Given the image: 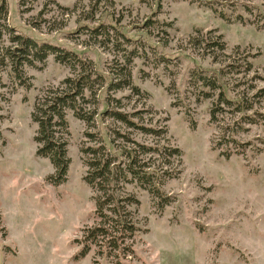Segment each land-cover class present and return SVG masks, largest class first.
<instances>
[{"label": "rangeland", "instance_id": "obj_1", "mask_svg": "<svg viewBox=\"0 0 264 264\" xmlns=\"http://www.w3.org/2000/svg\"><path fill=\"white\" fill-rule=\"evenodd\" d=\"M6 2L8 25L91 58L100 71L109 65L119 69L122 60L94 39L73 34L80 26L112 23L139 40L146 57L134 59L129 69L133 84L144 92L132 95L127 109L148 110L145 123L166 125L170 143L183 156L179 176L162 190L169 205L160 207V199L139 186L127 188L124 195H135L141 204L129 208L139 231L125 243V255L112 249L98 253L105 247L89 250L84 229L99 220L96 193L83 179L81 149L88 143L87 132L106 134L111 122L104 124L99 117L90 127L69 115L72 163L66 183L53 185L54 168L37 155L32 110L41 91L58 85L70 70L51 56L41 69L29 70L32 88L15 91L6 79L0 214L7 237L0 246V264H264V98L258 97L264 89V0ZM41 11L47 12L42 16ZM151 20L170 26L146 27ZM220 34L224 52L207 44ZM249 62L251 72H235L234 67L244 69ZM199 70L220 73L229 97L252 109L236 112L225 103L216 105L220 90L204 100L191 79ZM128 94L120 91L116 97ZM105 96L106 88L100 93L101 112ZM137 139L154 141L142 135Z\"/></svg>", "mask_w": 264, "mask_h": 264}, {"label": "trees", "instance_id": "obj_2", "mask_svg": "<svg viewBox=\"0 0 264 264\" xmlns=\"http://www.w3.org/2000/svg\"><path fill=\"white\" fill-rule=\"evenodd\" d=\"M25 1L28 0H19V4L22 6ZM102 1L105 0H95V4L99 5ZM59 7L69 12L67 7ZM46 12L41 11V15L44 16ZM7 15V2L0 0V125L6 119L5 103L9 100L6 79L15 91L32 88L34 78L29 75V70L41 69L51 56L57 64L70 70V75L58 85L45 88L36 97L32 121L37 127L34 135L37 155L48 159L55 170V174L49 177L50 183L62 185L67 181L72 163L68 149L71 132L69 115L90 127L95 126L99 117L104 124L108 120L111 122V125L107 124L106 134L100 131L87 132L88 143L81 149L86 167L83 179L96 193L95 214L99 220L97 225L84 229L83 241L89 250L93 246L105 247L103 250L98 249L100 254L107 255L112 249L119 256L125 255L124 251L129 248L125 243L133 240L139 231L134 213L129 208L141 204L135 195H124L127 188L139 186L147 190L152 199L159 198L160 207L169 205L171 200L164 197L162 190L169 180L179 176L180 172L176 168L183 156L182 149L170 143L166 125L145 123L144 116L150 114L148 110H136L132 106L127 109L132 95L144 92L133 84L129 69L134 59L146 57L143 46L139 40L129 37L122 27L112 23L80 26L73 34H84L94 39L100 47L119 55L122 60L121 68L109 65L107 71H100L91 58L17 31L7 24ZM111 19L113 21V17ZM147 26L166 30L164 26L170 24L151 20ZM223 38L220 34L215 41H207V44L224 52L226 43ZM234 69L238 74L251 72L253 63H247L244 69ZM220 77V73L210 76L205 70L191 75L204 100L213 99V92L220 90L216 105L225 103L236 112L252 109L246 106L244 100L229 97ZM105 88V109L101 112L100 93ZM125 90H129L130 94L116 97L118 92ZM258 97L264 98V89ZM216 112L217 109L212 107V116ZM248 118L253 119L252 116ZM138 135L150 137L154 141L144 143L137 139ZM6 237L0 214V246Z\"/></svg>", "mask_w": 264, "mask_h": 264}]
</instances>
